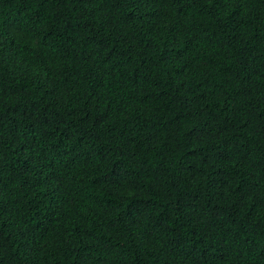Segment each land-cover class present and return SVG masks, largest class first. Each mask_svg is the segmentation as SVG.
<instances>
[{"label":"trees","instance_id":"16d2710c","mask_svg":"<svg viewBox=\"0 0 264 264\" xmlns=\"http://www.w3.org/2000/svg\"><path fill=\"white\" fill-rule=\"evenodd\" d=\"M0 264H264V0H0Z\"/></svg>","mask_w":264,"mask_h":264}]
</instances>
